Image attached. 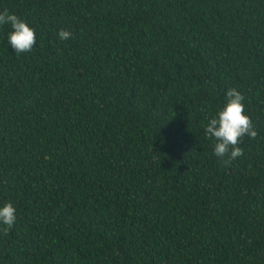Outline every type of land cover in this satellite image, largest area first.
Masks as SVG:
<instances>
[{
    "label": "trees",
    "instance_id": "16d2710c",
    "mask_svg": "<svg viewBox=\"0 0 264 264\" xmlns=\"http://www.w3.org/2000/svg\"><path fill=\"white\" fill-rule=\"evenodd\" d=\"M0 264H264V0H0ZM61 29L71 37H58ZM235 88L258 135L205 127Z\"/></svg>",
    "mask_w": 264,
    "mask_h": 264
},
{
    "label": "clouds",
    "instance_id": "9594fccd",
    "mask_svg": "<svg viewBox=\"0 0 264 264\" xmlns=\"http://www.w3.org/2000/svg\"><path fill=\"white\" fill-rule=\"evenodd\" d=\"M10 25L11 31L8 34V43L14 52H30L36 42L35 29L19 18L16 14L10 13L7 9L0 12V25ZM58 37L67 40L71 37V32L61 29ZM244 97L235 88H230L226 92V103L217 115L209 119L204 131L208 139H215L214 153L218 157H227L226 163L243 155L240 147L244 136L255 139L258 135L251 121L245 114ZM16 208L11 202H6L0 207V222L6 227L4 231L12 229L16 222Z\"/></svg>",
    "mask_w": 264,
    "mask_h": 264
}]
</instances>
